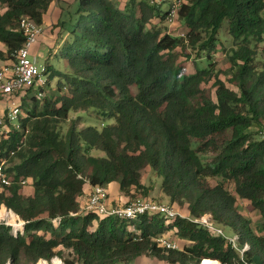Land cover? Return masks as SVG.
Wrapping results in <instances>:
<instances>
[{"label": "trees", "instance_id": "obj_1", "mask_svg": "<svg viewBox=\"0 0 264 264\" xmlns=\"http://www.w3.org/2000/svg\"><path fill=\"white\" fill-rule=\"evenodd\" d=\"M53 1L0 0V57L7 64L26 40L21 18L42 25ZM76 3L75 21L57 25L56 54L66 71L45 64L48 83L59 77L55 92L38 97L30 89L21 99L22 129L1 132L0 160L12 184L0 186V211H13L24 227L12 232L0 222V264L56 257L64 264H135L143 257L264 264V0H182L173 19L182 24L178 34L165 25L168 4ZM221 53L230 65L227 80L217 69ZM210 82L212 89L205 87ZM208 152L215 155L207 161ZM148 168L161 178L168 203L188 215L81 210L87 184L118 185L130 197L124 205L155 200L154 184L143 179ZM241 206L260 214L259 224ZM204 213L231 229L236 245L194 220ZM171 233L187 244L168 249L156 241Z\"/></svg>", "mask_w": 264, "mask_h": 264}, {"label": "built area", "instance_id": "obj_2", "mask_svg": "<svg viewBox=\"0 0 264 264\" xmlns=\"http://www.w3.org/2000/svg\"><path fill=\"white\" fill-rule=\"evenodd\" d=\"M181 1L182 0H151V3H166L170 5V20L172 21L177 15V9ZM20 29L26 37L24 45L16 53L14 62L0 67V138L1 132L4 130L5 133L8 134L12 129H22L20 118L24 115L21 105L23 95L27 94L30 89H35L38 91L35 94H37L38 97H42L44 95L42 88L48 83L46 66L39 65L37 62L40 54H32L33 47L37 44L40 36L43 34L42 25L38 24L29 16H23L20 20ZM6 122L9 126L4 129ZM262 138L264 139V131L262 133ZM5 167L6 160H0V186H8L12 184V179L5 172ZM22 184L25 185L26 181H22ZM107 198L108 192L104 186H94L86 210H93L101 215H114L122 218H135L139 215H152L155 213H160L167 218H175L178 215L184 216L169 203L138 198L123 206L109 207L107 205ZM194 220L213 231L215 234L227 237L230 242L236 245L238 236H228L224 229L214 221L211 213H204L199 217H196ZM55 224H57L56 220ZM156 241L161 246L168 249H179L181 247L177 241L171 240L166 236L158 237L156 238ZM248 248V244L244 245L241 252L243 253ZM57 258L60 260V264H64L61 258ZM7 264H10V262ZM46 264L48 263L46 262ZM51 264H54V260ZM122 264L133 263L124 262Z\"/></svg>", "mask_w": 264, "mask_h": 264}, {"label": "rangeland", "instance_id": "obj_3", "mask_svg": "<svg viewBox=\"0 0 264 264\" xmlns=\"http://www.w3.org/2000/svg\"><path fill=\"white\" fill-rule=\"evenodd\" d=\"M119 1L123 5L126 0H119ZM76 2L74 4H72L70 6V8H66L65 9L66 11L64 13L63 19L66 20L67 22H69V23H67V26H69L70 23H72L76 19V17H75L76 14L74 13V11L76 10V7H77V3ZM167 7H168V5L164 3L163 4V9H166ZM165 25L167 26V29L169 31H171V32H173L175 34L182 33V24H179L176 20H172V21L168 20V22H165ZM64 35L68 36V33L65 32ZM222 35H226L227 39L229 38L228 34H226V30L225 29H223ZM64 38H66V37H64ZM225 43H226L225 45L227 46L228 49L232 45V41H231L230 38L228 40H226ZM259 46H260V48H263L264 47V43L260 44ZM42 48H43L42 52H43L44 56L43 57H39L37 59V62H38L39 65H45L47 63V61H48L50 64H52L56 68H58V69H60L62 71H66L65 70L66 68L63 66L65 58H63L60 54H56V53L52 54V51H50L48 45L47 46L42 45ZM179 52L181 54V53H183V50H181ZM49 54H51L50 57H49ZM48 57H49V59H48ZM181 58H184V57L181 56ZM229 66L230 65H229V62H228V57L225 56L223 53L219 54L217 56V69H220V71H223L221 76L225 80L228 79L227 74H228V71H229ZM58 79H59V77H57V76H55V77L52 76L51 77L50 83L46 84L45 87H44V90H43L44 92L43 93L45 95L53 94L55 92L54 88H55V85H56V82L58 81ZM212 83L213 82H210L209 84H206L205 87L212 89L213 88ZM133 90H134V92L136 91L135 88H133ZM33 92L37 93L38 91L34 90ZM212 93H213V96H215L214 90H213ZM28 98H29L28 100H30V97H28ZM73 116H74V114H73ZM100 121L109 122L111 120L109 118H103V119L101 118L100 119V118H93L92 117L89 122L98 123ZM93 154L96 155V156H104L105 155V153L102 150H97V149L93 150ZM214 155L215 154L212 153V152L202 153L203 158L205 160H207V161L211 160ZM143 177H144L143 179H144V181L146 183L151 181L154 184L155 188H154V191H153L152 195H153L155 201H157V202H159V201L163 202V200L165 201V199H163L164 195H161L162 192L160 190L161 178L159 176H154V173H152V171L149 168L146 170V172L144 173ZM211 180L213 181V183L217 181V180H213V179H211ZM167 203H168V200H167ZM241 207L244 210V212L247 213V215L252 216L251 218L253 219L255 224H257V223L259 224L260 214H256V213H254V214L251 213L250 214L247 211V209H245L244 206H241ZM176 209L184 216L186 215L185 213H187L186 207H181L179 209L178 208H176ZM9 212L6 211V213H5L6 215H3V216H1L2 212H0V222L5 223L7 225H11L12 232H14L16 230H20L21 231L22 229L20 227L21 226L20 221L18 220L15 223L11 222L10 221L11 218H9L10 214L8 215ZM22 221H24V220H22ZM222 228L224 229V231H225V233L227 235H230V236L233 235V231L231 229H229L228 227H222ZM170 235L173 237V233H171ZM174 239L178 240L182 247H184L187 244V242L185 240L179 239L178 237H174ZM200 262H201L200 264H202L203 260L201 259ZM50 264H51V261H50ZM142 264H167V263L160 262L157 258H154V257H143L142 258Z\"/></svg>", "mask_w": 264, "mask_h": 264}, {"label": "crops", "instance_id": "obj_4", "mask_svg": "<svg viewBox=\"0 0 264 264\" xmlns=\"http://www.w3.org/2000/svg\"><path fill=\"white\" fill-rule=\"evenodd\" d=\"M76 1L77 0H54L53 1V3L51 4V6L47 12V14L44 16V21L42 23L43 34L40 36L39 41L37 42V44L32 49L33 55L39 53L40 55L38 56V58L44 56V54L42 52V49H43L42 45H45V46L48 45L50 51H52V54L57 53V51L60 47V41L62 40V35L60 33L61 27L57 26V25L59 24V22L61 20H64L63 16H64V13L66 11L65 9L70 8V6L72 4H74ZM64 37H68V36L64 35ZM0 51L6 52V46L1 42H0ZM50 55L51 54H49V57H50ZM49 57H48V59H49ZM6 61L7 60H4L3 58L0 57V67L7 64ZM66 65H67V61L65 60L63 66L66 67ZM107 189L109 192V196L107 198V205L109 207L123 206L130 199V197H128V196H126L120 192L119 187L116 184H111L110 186L107 187ZM92 191H93V187H91L89 184H87L85 186V193L79 199V203H80V207H81L82 211H84L86 209V206H87V203H88V200H89V197H90ZM25 192H26V194H30L32 192V188L30 186L26 187ZM161 195H163V193H161ZM163 199H165V201L163 200V202L167 203L168 199L165 196H163ZM6 209H4V210H6ZM6 211L13 212V211L8 210V209ZM185 214L188 215V213H185ZM8 215H9V213H8ZM10 215H9V218H12ZM15 218H16V216H15ZM18 220L21 223V227L24 226V221H22L19 216H18V219L17 218L15 219V221L17 222ZM167 237L170 238L171 240H175L179 243L178 240L174 239V236L172 237L169 234ZM179 245H180V243H179ZM56 259H58V258L56 257V258L52 259L51 262L54 260V264H56L55 263ZM43 261L44 262L46 261L48 264H50V261H47V260H43ZM46 262H45V264H46ZM59 264H60V260H59ZM136 264H142V259L138 260L136 262Z\"/></svg>", "mask_w": 264, "mask_h": 264}, {"label": "bare ground", "instance_id": "obj_5", "mask_svg": "<svg viewBox=\"0 0 264 264\" xmlns=\"http://www.w3.org/2000/svg\"><path fill=\"white\" fill-rule=\"evenodd\" d=\"M0 212H2V215L1 216H3V215H6L5 213H6V211L5 210H1ZM10 214V213H9ZM11 222H13V223H15L16 221H15V215H13V214H11ZM19 226V225H18ZM21 227V226H20ZM55 263L56 264H59V260L58 259H56V261H55ZM38 264H45V262L42 260V261H40ZM202 264H220V263H218V262H214V261H211V260H206V261H203V263Z\"/></svg>", "mask_w": 264, "mask_h": 264}, {"label": "clouds", "instance_id": "obj_6", "mask_svg": "<svg viewBox=\"0 0 264 264\" xmlns=\"http://www.w3.org/2000/svg\"><path fill=\"white\" fill-rule=\"evenodd\" d=\"M24 226L21 227V229H23Z\"/></svg>", "mask_w": 264, "mask_h": 264}, {"label": "water", "instance_id": "obj_7", "mask_svg": "<svg viewBox=\"0 0 264 264\" xmlns=\"http://www.w3.org/2000/svg\"><path fill=\"white\" fill-rule=\"evenodd\" d=\"M220 263L222 264V262L220 261Z\"/></svg>", "mask_w": 264, "mask_h": 264}]
</instances>
